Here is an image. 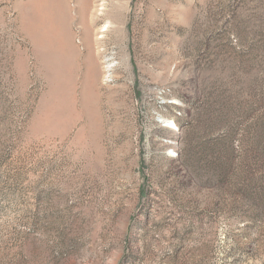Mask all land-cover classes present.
<instances>
[{
  "label": "rangeland",
  "instance_id": "rangeland-1",
  "mask_svg": "<svg viewBox=\"0 0 264 264\" xmlns=\"http://www.w3.org/2000/svg\"><path fill=\"white\" fill-rule=\"evenodd\" d=\"M0 264H264V0H0Z\"/></svg>",
  "mask_w": 264,
  "mask_h": 264
},
{
  "label": "bare ground",
  "instance_id": "bare-ground-1",
  "mask_svg": "<svg viewBox=\"0 0 264 264\" xmlns=\"http://www.w3.org/2000/svg\"><path fill=\"white\" fill-rule=\"evenodd\" d=\"M105 65H107V66H105V69L108 72L109 71V68H110V65H109L108 61L105 62Z\"/></svg>",
  "mask_w": 264,
  "mask_h": 264
}]
</instances>
